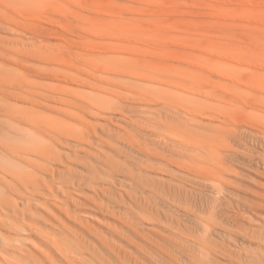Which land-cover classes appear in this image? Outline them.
<instances>
[{
	"label": "rangeland",
	"instance_id": "1",
	"mask_svg": "<svg viewBox=\"0 0 264 264\" xmlns=\"http://www.w3.org/2000/svg\"><path fill=\"white\" fill-rule=\"evenodd\" d=\"M0 264H264V0H0Z\"/></svg>",
	"mask_w": 264,
	"mask_h": 264
},
{
	"label": "bare ground",
	"instance_id": "2",
	"mask_svg": "<svg viewBox=\"0 0 264 264\" xmlns=\"http://www.w3.org/2000/svg\"><path fill=\"white\" fill-rule=\"evenodd\" d=\"M119 59H121L122 61H124L123 58H119ZM91 72H92V71H91ZM93 72H95V71H93ZM13 90H14V88H13ZM98 90H99V89H98ZM99 92H100V91H99ZM14 97H15V96H14ZM17 98H18V97H17ZM17 100H18V99H17ZM96 106L99 107V105H97V104H96ZM21 122H22V121H21ZM17 150H19V149H15V148H14V149H11L12 153H16Z\"/></svg>",
	"mask_w": 264,
	"mask_h": 264
}]
</instances>
